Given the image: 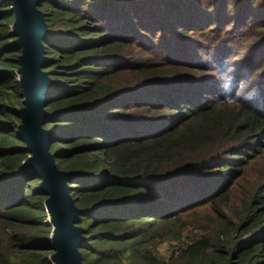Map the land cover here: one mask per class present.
<instances>
[{
  "label": "trees",
  "instance_id": "trees-1",
  "mask_svg": "<svg viewBox=\"0 0 264 264\" xmlns=\"http://www.w3.org/2000/svg\"><path fill=\"white\" fill-rule=\"evenodd\" d=\"M12 6L0 0V264H54L42 177L21 171L31 152ZM37 6L51 76L42 126L73 173L84 263L264 264V0ZM219 201L209 228L199 211ZM186 215L199 230L184 241Z\"/></svg>",
  "mask_w": 264,
  "mask_h": 264
},
{
  "label": "water",
  "instance_id": "water-1",
  "mask_svg": "<svg viewBox=\"0 0 264 264\" xmlns=\"http://www.w3.org/2000/svg\"><path fill=\"white\" fill-rule=\"evenodd\" d=\"M39 1L12 0L14 43L21 48L18 76L24 92V105L19 109L22 120L19 131L31 152L21 171L38 173L42 177L40 188L48 194L45 208L49 213L47 221L53 227L50 241L53 263L85 264L79 248L83 242V228L78 224L80 208L68 185L73 173L58 167L48 149L50 131L42 126L48 114L46 106L51 76L44 69L48 57L43 37L48 32V26L44 11L37 6Z\"/></svg>",
  "mask_w": 264,
  "mask_h": 264
},
{
  "label": "rangeland",
  "instance_id": "rangeland-1",
  "mask_svg": "<svg viewBox=\"0 0 264 264\" xmlns=\"http://www.w3.org/2000/svg\"><path fill=\"white\" fill-rule=\"evenodd\" d=\"M246 57L242 56L240 57V60H245ZM261 72L264 70L261 67ZM255 175V173L253 174V176ZM252 178H249L247 180H251ZM241 195L239 193V187L238 186H234L233 187V192H232V196L230 197V201H228L227 206L225 207V210L227 211L226 215L229 218H232L234 216V211L239 207L240 202H241ZM221 204L222 202H217L214 205H207L205 208L200 209L199 211V216L200 218H203V223L208 226L209 228H214L215 226H217V224H220L222 221H220L217 218V215L220 216L221 218H223V213H221ZM214 206L219 210L220 213H215L214 211ZM193 217V215L189 216L186 215L185 217H183L182 220V224L178 223L176 224V226L178 227H182L183 229V233H182V240H188L189 236L191 235L192 231H198L199 229L194 227V225L191 224L190 220ZM178 244H180V242L177 239H165V241L161 242L158 246V251L160 252V254L166 258H169V256L172 254V252L174 250H176V248H174L175 246H178Z\"/></svg>",
  "mask_w": 264,
  "mask_h": 264
}]
</instances>
